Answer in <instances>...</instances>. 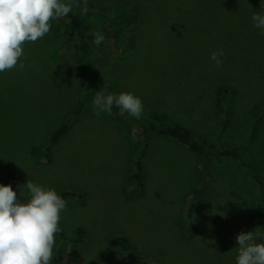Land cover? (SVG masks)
I'll list each match as a JSON object with an SVG mask.
<instances>
[{
    "label": "rangeland",
    "instance_id": "obj_1",
    "mask_svg": "<svg viewBox=\"0 0 264 264\" xmlns=\"http://www.w3.org/2000/svg\"><path fill=\"white\" fill-rule=\"evenodd\" d=\"M88 8L86 15L72 12L95 28L108 29L127 13L136 18L133 43L105 40L93 50L114 94L131 92L142 100L143 116L161 113L164 124L180 123L198 136L220 132L228 118L219 142L230 146L248 141L256 127L246 152L264 167V36L251 19L253 11L264 13V0H88ZM22 48L24 68L0 73V185L13 174L20 194L28 195V180L75 194L57 226L69 235L81 229L83 243L71 258V245L54 236L51 264H130L118 240L156 264H236V236L264 232V200L246 167L215 166L192 235H181L187 199L207 173L200 159L157 133L143 147L140 128L119 113L95 116V97L82 100L75 56L52 25ZM221 50L217 67L210 57ZM81 101L82 113L48 146ZM142 147L137 190L130 175Z\"/></svg>",
    "mask_w": 264,
    "mask_h": 264
},
{
    "label": "clouds",
    "instance_id": "obj_2",
    "mask_svg": "<svg viewBox=\"0 0 264 264\" xmlns=\"http://www.w3.org/2000/svg\"><path fill=\"white\" fill-rule=\"evenodd\" d=\"M79 9L81 15L89 11L88 0H0V73L23 69L18 63L23 58L22 45L37 42L50 32V20L63 19ZM254 26L264 36V13L254 12ZM105 37L95 34L93 43L99 47ZM224 52H214L210 59L222 66ZM120 115L140 119L144 113L142 100L131 92L105 94L96 92L92 102L93 114H112V108ZM23 186L28 190L27 203H22L11 185H0V264H51L55 258L54 236L61 213L67 201L53 188L28 180ZM264 232L259 228L236 236L238 245L236 264H264Z\"/></svg>",
    "mask_w": 264,
    "mask_h": 264
},
{
    "label": "trees",
    "instance_id": "obj_3",
    "mask_svg": "<svg viewBox=\"0 0 264 264\" xmlns=\"http://www.w3.org/2000/svg\"><path fill=\"white\" fill-rule=\"evenodd\" d=\"M135 21L136 18L131 13H127L118 24H113L108 29H103L100 27L95 28L92 25L86 23L85 19L81 17L79 13L77 14L73 12L69 13V15L63 19L49 21V23L56 30L62 32L67 38L69 47L75 56L77 76L85 82V89L83 91L82 98L83 101H92L96 95V92L98 91H102L105 94L113 93L110 89V86L102 80L100 74L98 73L97 63L92 57L93 50L102 46L105 40L116 41L125 39L127 42L133 43V36L130 35L129 30L130 26ZM96 33H101L105 37L104 41L99 45V47L93 43ZM81 104L82 101L80 105H77L69 114V118L51 133L48 138V146L55 144L56 141L68 131L73 120L78 118L79 114H81L82 110H84V105ZM112 112L120 114L119 109L115 106H113ZM122 116L129 119L140 128L143 135V142L141 143L143 147L146 148L150 135L152 133H157L158 135L168 138L177 145L186 148L193 155L197 156L203 163V168H205L204 170H207V173L202 174L201 178L198 180L189 198L187 199V206L185 208V212L183 213L184 216L178 223V229L181 235L182 232L185 237L192 235L191 231L194 227L196 210L198 205L201 203L203 191H206L208 187V177H210L212 171H215L214 168L216 165L221 167L224 165V163H226V161H230V164H233L235 168L239 165V168L244 170L246 167L245 169L249 171L247 175L251 176L257 185L256 187L258 189V197L261 201L264 200V167L259 166L258 163L251 161V158L248 157L246 152L249 143H251V141H253L256 136V127L249 135L248 141L238 146H230L219 142L221 133H223L227 127L228 118H225V121L222 123L220 132H217L212 136H198L190 128L185 127L180 123L175 122L171 124H164L163 122L166 121V118H164L163 114L161 113L152 112L147 114L146 117L142 115L138 120L129 117L127 113ZM143 147L142 149L139 148L134 150V170L130 175V179L135 182V188L137 190H141L142 188L143 176L142 156L140 155V152H137L140 150L142 152V150H144ZM240 160H242V162ZM250 161L252 163H250ZM15 176L13 174H9L8 183L12 186V190L17 192L19 195L17 190V179ZM58 195H60L65 200L69 196H75V194L71 191L58 192ZM19 198L22 203H27L28 195L20 194ZM181 228H184L185 231L181 230ZM55 236L71 245L72 249L69 252V256L71 258L78 257L79 245L82 244L84 240V232L81 229L77 228L74 230L72 235L64 233L60 229V231L55 234ZM117 246L130 264H156L154 261H152V259L135 251L124 240H118Z\"/></svg>",
    "mask_w": 264,
    "mask_h": 264
}]
</instances>
